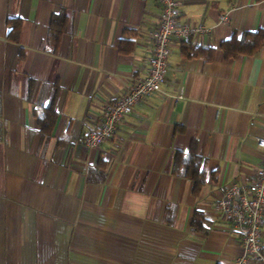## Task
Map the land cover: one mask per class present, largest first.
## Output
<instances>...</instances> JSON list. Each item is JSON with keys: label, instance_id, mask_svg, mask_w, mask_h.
I'll return each instance as SVG.
<instances>
[{"label": "crops", "instance_id": "0c3cea01", "mask_svg": "<svg viewBox=\"0 0 264 264\" xmlns=\"http://www.w3.org/2000/svg\"><path fill=\"white\" fill-rule=\"evenodd\" d=\"M175 1L181 24L206 32L172 40L161 92L91 149L87 133L145 76L158 1L0 0V264H234L241 236L214 208L264 161V47L225 60L220 46L264 30V2ZM61 11L67 27L51 54L43 44ZM7 18L22 21L17 44ZM185 45L213 50L211 61L185 59ZM55 92L57 121L43 136L34 113ZM192 144L205 176L196 194L172 175ZM197 212L206 234L190 230Z\"/></svg>", "mask_w": 264, "mask_h": 264}, {"label": "built area", "instance_id": "2783aa9c", "mask_svg": "<svg viewBox=\"0 0 264 264\" xmlns=\"http://www.w3.org/2000/svg\"><path fill=\"white\" fill-rule=\"evenodd\" d=\"M157 1L162 11L153 34V51L146 60L145 76L137 81L127 95L110 106L87 133L85 145L88 148L95 149L110 142L115 136L118 124L133 112L138 103L161 92L173 39L184 40L191 34L206 32L202 26L181 24L180 5L175 0ZM226 21L225 17L221 18L222 23ZM257 146L264 149V140H258ZM214 211L227 226L241 236V248L234 264H264V161L254 182L245 186L232 185L225 189Z\"/></svg>", "mask_w": 264, "mask_h": 264}, {"label": "trees", "instance_id": "16d2710c", "mask_svg": "<svg viewBox=\"0 0 264 264\" xmlns=\"http://www.w3.org/2000/svg\"><path fill=\"white\" fill-rule=\"evenodd\" d=\"M257 3L264 0H256ZM67 27V17L64 11H61L54 17L47 29L46 39L43 44V50L55 54L59 46L60 40L64 35ZM22 21L17 18L6 19V39L11 43L17 44L19 41ZM264 47V30L256 32H245L240 37L234 34L231 39L224 41L220 46V51L225 60H233L239 57L251 58L256 55ZM131 46L120 49L124 53H128ZM213 50L198 47L183 46L181 55L185 59H203L207 62L211 61ZM24 59V51L18 52V61ZM36 82L28 78L26 80V98L30 101L33 96ZM57 93L55 92L46 107L36 110L34 117L37 126L43 136H51L54 131L58 113L56 109ZM201 160L197 154L196 145L192 144L190 151L185 154L176 153L172 164V175L190 181L193 185V192L196 194L205 185V176L200 169ZM205 219L202 213H195L190 223V230L193 233L206 234Z\"/></svg>", "mask_w": 264, "mask_h": 264}]
</instances>
